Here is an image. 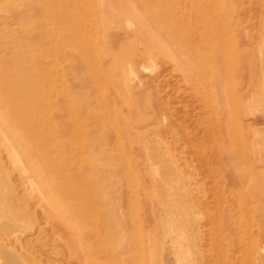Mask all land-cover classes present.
I'll use <instances>...</instances> for the list:
<instances>
[{"label":"rangeland","instance_id":"374dc122","mask_svg":"<svg viewBox=\"0 0 264 264\" xmlns=\"http://www.w3.org/2000/svg\"><path fill=\"white\" fill-rule=\"evenodd\" d=\"M0 165V177L51 174L56 211L38 210L52 232L36 227L28 250L0 228V264L12 249L15 264H79L74 188L77 201L107 190L101 206L119 209L112 231L127 238L104 264L132 252L129 264H157L165 245L199 263L198 228L225 243L228 227L239 252L264 222V0H0ZM171 205L201 209L195 244ZM132 231L147 245L136 255Z\"/></svg>","mask_w":264,"mask_h":264},{"label":"bare ground","instance_id":"6f19581e","mask_svg":"<svg viewBox=\"0 0 264 264\" xmlns=\"http://www.w3.org/2000/svg\"><path fill=\"white\" fill-rule=\"evenodd\" d=\"M185 46H186V44H185ZM17 132H18V136L20 138V142H22L25 146H27V144L32 142L31 141V135L32 134H27V136H21V134H19V131H17ZM34 149H35V147L33 146V150ZM38 156H39V154H38ZM5 178H6V180H7V178H9L7 182L5 181L6 186L0 184V228L4 227L6 229L7 227H10V232L12 231L14 233L13 235L15 236L14 238L12 237L14 240V241L12 240L13 244L14 243L17 245L19 244L21 246V248H26V247H29L31 242H33V237L36 238L34 235L39 236V234L36 233L38 231V229L41 232L42 231L46 232L44 230H46V228H48L47 225H50V221L49 220L46 221V219H44L46 221L45 222L46 226L44 229L40 228L41 225H40L39 221L42 222L41 221L42 219L38 221L35 217L39 213L38 210H40L41 208L42 209L45 208L48 212H51L50 214L56 213L55 207L53 205V203H55V199L53 196V194L55 192L54 181L52 179L51 174L0 177V180H5ZM175 190L177 192V195L175 196V198L181 202L180 197L182 196V193L180 191H178L179 189L178 190L175 189ZM79 194H81V192H80V189H77V188H74V190H71L68 194V198L70 197L72 200V202L70 203V206H69L70 208H69V216H68L69 221L73 225V228H71L72 234H73V237H74L76 243L78 241H81L80 246L82 247V251H83L81 254H82V256L83 255L85 256V257L83 256V258L81 259V260H85V261H83L84 263H82L81 260L78 261V259H77V261L79 262V264H87L88 261H87L86 255L88 254L89 256L91 255L94 257L93 259H89L90 263L93 262V264H104V262H102V260H104V259L107 260V259H109L108 257L113 256L112 255L113 253L111 250H113V248L116 247L115 243L119 242L122 238L127 236V233H126L127 230L124 226L125 224L122 223L124 227L120 231H116V230L112 231V223L114 222L112 220L115 218V217H112V215L115 212H117L116 211L117 206H115L111 203H108L107 201H105L107 203L103 204L102 206H101L102 203H100V199H102L104 196L110 195V193L107 190H104V189L101 190L99 198H95L94 196L91 197V196L85 195L81 198V200L79 199L77 201V199L79 198ZM123 194L124 193H120L118 195V199L121 198L120 200H122ZM173 206L172 205L169 206V211H171L172 215L174 216L173 221L176 225V228L178 229V231H181L180 232L181 237L183 235L182 240L184 239L185 243H187V242L188 243L189 242L194 243L196 240V237L192 238L194 236V230L192 231V228L190 226H188V224L191 223L194 218H195V221L196 220L198 221L199 219H201L200 218L201 216L199 213V212H201V209L198 212V210L196 208L198 205L197 206L194 205L190 209L191 212L189 214L188 213L185 214V213H182L183 211L182 212L178 211ZM117 210L119 211V209H117ZM126 210H127V212L124 215L125 218H127L126 215L129 214L128 213L129 209L127 208ZM42 214L43 213H41L40 215H42ZM50 214H48V216ZM44 216L46 217L47 215H44ZM122 216H123V214H122ZM42 218H44V217H42ZM166 220L169 221V218H167ZM30 221L33 222V225H32V223L31 224L29 223ZM199 221H201V220H199ZM52 222L53 221H51V224H52ZM45 223L43 222V225ZM23 224L24 225L29 224V228H27V226H24ZM128 224H130V222ZM175 225H173V226H175ZM136 226H138V225H135V227ZM36 227H37V230H36ZM49 228H51V227L49 226ZM130 228H131V225H130ZM103 229H104V232L106 231L105 233H103ZM209 229L211 230V228H209ZM238 229H239V227H238ZM238 229H237V231H238ZM244 229H245V227H244ZM35 230H36V232H35ZM51 230L49 229V232ZM133 230H135V229H133ZM206 230L205 229L201 230L198 228L199 236L198 235L197 236L199 237L200 250H198L197 247H195L196 249L192 248V250H193L192 253L190 252V254H188V257L191 254L193 257L195 256L196 259H193V261L201 260V262L198 261L199 263H195V264H264V222H262V224L257 226V231H255L256 234L254 233L255 235L254 234L248 235V239L247 240L245 239L247 242L244 243L245 242L244 241L242 243L243 244L242 247L244 249L241 247L239 252H238V249L235 247L236 243L234 242V238L232 239V237L234 236L232 233L233 230H229L228 227H226L224 229V232H225L224 235L226 234L225 239H227V241H225V243L222 242V240H224V237H223V239L220 240L221 236H220V238L217 237V235L212 236V234L209 232L210 230L208 232ZM240 230H242V228H240ZM2 231H4V230H2ZM212 231H214V230H212ZM132 232H133V234H132V236L130 235V238H131V240L133 239L132 248H133V251L135 252V255H136V250L140 251L143 248H145L147 245H146V241H143L145 239L141 240L140 243H138L139 239H137L135 237V236H138L137 232L136 233H135V231H132ZM240 232L242 233V236H243L244 232H242V231H240ZM33 233H35V234L33 235ZM212 233H214V232H212ZM219 233L221 234V232H219ZM246 233L248 234L247 230H246ZM6 234H8V233H6ZM134 234H136V235L134 236ZM247 234H245L243 238H246ZM250 234H252V233H250ZM239 237H241V236L239 235ZM239 237H237V239ZM0 238H2V236ZM4 238L5 237H3V239ZM215 238L218 240V245H215V243H217V240L215 242ZM182 240H180V242ZM12 241H11V243H12ZM237 241H239V240H237ZM2 242H3V240H2ZM2 242H0V243L2 244ZM151 242H152V239L150 240V243ZM167 242L169 243V241H167ZM197 243H198V239H197ZM22 244H25L26 246L22 247ZM7 245H9V244H7ZM3 246H4V243H3ZM213 246H215L214 248L216 249V252H214L215 251L214 248L212 249ZM15 247H16V245H15ZM189 247L190 246L188 245V248ZM26 249L28 250V248H26ZM49 249H51L52 251L46 250V249H44L42 251H45V250H46V252L51 251L50 256L51 255L53 256L55 254V250L53 251V248H51V247ZM76 249H77V247H76ZM233 249H237L236 251L240 254V256H242L240 258V260H237L236 258H234L235 253L233 252ZM4 250H2V251L5 252ZM12 250H10V251H12ZM10 251L6 252L7 257H5L6 255H4V258L9 259L10 264H13V263L15 264L16 261L19 260L18 255L17 256L16 255L11 256L10 254H12V252L10 253ZM21 251H23V250H21ZM173 251H175V250H172L171 246L165 245L161 254H160V258L157 260V262H158L157 264H180L181 261H184L181 259L179 260L177 258V255ZM131 252H132V249H131ZM225 252H226V255H224ZM14 253H15V251H14ZM129 253H130V251H129ZM185 253H187V251ZM126 255H128V254H126ZM0 257H1V255H0ZM2 257H3V254H2ZM2 257L0 259H2ZM11 257H15L18 260L14 261L15 258L13 259ZM77 257H80V256L78 255ZM129 257H133V259H134L135 256H134L133 252H132V256H129ZM114 258L116 259L117 262H119L120 260L122 261V260L126 259L124 257V254H123V256L122 255L118 256V257L114 256ZM128 258L126 259V261L127 260L128 261L127 262L125 261L127 264H129V262H133L132 260H130ZM198 258H200V259H198ZM24 259H23L22 263H24V261H25ZM110 260H112V259H110ZM77 261L74 260L73 262L77 263ZM1 262H4V261H1ZM55 262H57V261H55ZM184 262H185V264H194L191 262H188V263H186V261H184ZM26 263L28 264V262H26ZM33 263L37 264L36 261L32 262V264ZM5 264H6V261H5Z\"/></svg>","mask_w":264,"mask_h":264}]
</instances>
